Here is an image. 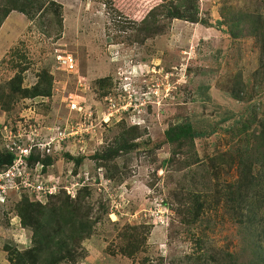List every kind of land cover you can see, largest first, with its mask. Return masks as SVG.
Segmentation results:
<instances>
[{
    "label": "rangeland",
    "instance_id": "374dc122",
    "mask_svg": "<svg viewBox=\"0 0 264 264\" xmlns=\"http://www.w3.org/2000/svg\"><path fill=\"white\" fill-rule=\"evenodd\" d=\"M53 1L41 17L12 11L0 28V151L53 142L50 155L33 147L17 184L0 185V264L34 247L25 200L89 209L83 260L61 264H180L206 247L264 264V205L247 227L225 197L249 157L262 159L264 39L250 25L264 0ZM180 2L187 12L172 19ZM66 55L75 73L59 63ZM12 83L50 94L11 97ZM23 123L35 135L20 137ZM177 125L194 130L182 147L166 137ZM262 163L248 171L259 198ZM24 179L60 189L40 205Z\"/></svg>",
    "mask_w": 264,
    "mask_h": 264
},
{
    "label": "trees",
    "instance_id": "16d2710c",
    "mask_svg": "<svg viewBox=\"0 0 264 264\" xmlns=\"http://www.w3.org/2000/svg\"><path fill=\"white\" fill-rule=\"evenodd\" d=\"M53 0H0V28L7 20L12 11H19L27 16L41 17L45 11V7L48 4L54 5ZM177 4L179 8L171 15L172 19L183 18L184 13L187 12V5ZM176 5V6H177ZM183 7L184 13L181 12ZM262 10L259 8L258 13ZM181 11V12H180ZM260 16L252 17L253 25L251 26L250 36L264 39V16L259 13ZM192 22L197 21L196 16L188 18ZM251 20V19H250ZM238 31L240 34H238ZM241 35V30H231V36L233 39H238ZM15 83L11 84L12 90L9 94L11 97H15L16 94H23L27 97L48 96L50 94V87L37 86L32 91L23 90L17 87ZM51 84V83H50ZM49 84V85H50ZM185 135L194 137L193 127L187 126H171L166 133L167 140L171 143H177L180 147L184 145ZM262 152L261 160L253 162L250 153L247 154L250 160V164L245 163L250 170L254 168L257 163H262L264 168V139L261 140ZM33 155V154H32ZM31 155V156H32ZM30 156V157H31ZM15 160L14 154L4 153L0 151V169L5 166L11 165ZM243 165V163H242ZM249 169H247L249 171ZM244 171L243 178L239 180L233 187L229 188L225 192V197L228 202H234L236 204V212H239L241 216L240 225L250 227L254 225L252 217L258 215L259 211L264 205V197H260L258 192L255 193V188L258 185L257 178L251 172ZM35 196V195H34ZM46 197L44 202L36 200L35 202L44 204L48 198ZM258 199V201H256ZM197 200V199H195ZM259 202V204H257ZM200 203V202H199ZM198 203V204H199ZM30 203L29 200H25L18 206L19 215L22 218L23 225L25 227H31L34 232V247L25 251H14L9 253V261L11 264H61L64 262L78 263L79 260H83L82 252H78L80 243L91 235V226L88 225V220L85 219L89 216L90 211L86 209V213H82V203L79 206L74 207L72 203H65L62 206L55 205L52 208L46 210ZM195 211V210H194ZM193 224L197 222V217L193 219ZM129 240L126 248L130 253H133L138 249L139 244ZM204 243V241H201ZM205 244V243H204ZM206 245V244H205ZM131 255V254H129ZM180 264H241L240 258L234 257L231 254L220 251L218 249L207 248L205 251H201L198 254L192 256H185Z\"/></svg>",
    "mask_w": 264,
    "mask_h": 264
},
{
    "label": "built area",
    "instance_id": "2783aa9c",
    "mask_svg": "<svg viewBox=\"0 0 264 264\" xmlns=\"http://www.w3.org/2000/svg\"><path fill=\"white\" fill-rule=\"evenodd\" d=\"M58 61L59 63L64 66V71L67 73H75L78 70L77 60L72 55L61 56ZM75 106H72L74 108ZM23 131L22 134L19 136L30 138L31 135H35L37 132L35 125L33 126H26L24 123L19 126V132ZM34 142V139L31 140ZM53 142H40L39 144H35L30 146L29 148H23L22 146L18 145L17 148H10V151L14 153L15 160L14 164L5 172L0 173V185L5 183L7 180H12L16 183L18 178H24L23 172H26L28 164L26 159L29 158L33 153V147H38L42 154L50 155L53 153ZM41 172V171H40ZM40 176V174H39ZM38 176V177H39ZM24 184L29 185L32 188V192L35 195L36 200L42 202L46 199L49 195H54L59 192L60 186L56 183H49L47 180L41 179L36 182H31L28 184V179H24Z\"/></svg>",
    "mask_w": 264,
    "mask_h": 264
}]
</instances>
